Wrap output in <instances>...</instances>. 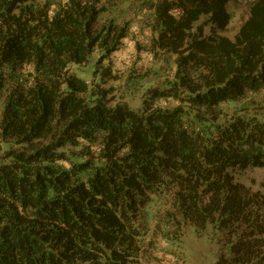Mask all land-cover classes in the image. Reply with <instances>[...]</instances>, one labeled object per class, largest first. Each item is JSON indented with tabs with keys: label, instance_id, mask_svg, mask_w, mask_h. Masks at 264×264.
Segmentation results:
<instances>
[{
	"label": "trees",
	"instance_id": "trees-1",
	"mask_svg": "<svg viewBox=\"0 0 264 264\" xmlns=\"http://www.w3.org/2000/svg\"><path fill=\"white\" fill-rule=\"evenodd\" d=\"M229 1L0 0V264H139L162 195L173 232L220 233L216 264H264V191L234 177L264 171V0L234 39ZM127 40L136 109L103 88Z\"/></svg>",
	"mask_w": 264,
	"mask_h": 264
},
{
	"label": "rangeland",
	"instance_id": "rangeland-1",
	"mask_svg": "<svg viewBox=\"0 0 264 264\" xmlns=\"http://www.w3.org/2000/svg\"><path fill=\"white\" fill-rule=\"evenodd\" d=\"M253 0H230L226 6V10L230 15V23L225 31L219 34L229 39H234L239 28L248 17L249 6ZM106 11L101 16V22H104L112 9L110 5H106ZM138 14V20L143 21L139 26L144 30L148 29V21L142 17L138 4L134 3L130 7V15ZM145 20L147 22H145ZM201 19L197 24H202ZM145 32V31H144ZM150 37L149 31L146 32ZM205 34H209V29L205 30ZM135 45L133 40L125 41L124 48L116 53L113 57V70L118 73L125 74L121 81H108L103 87L110 93L109 98L117 102L128 103L129 106L136 109L139 107L138 95L129 92L126 86L128 73L138 68ZM93 61L88 68L78 69V75L90 81V70ZM139 70V68H138ZM112 104V103H111ZM262 108V109H261ZM255 112L264 113L262 104H255ZM236 182L251 188L252 191H264V171L248 168L245 170H236L234 172ZM167 198L162 196L152 197L150 206L143 212V218H140L139 226L142 231L140 245L142 246V255L144 259L139 264H216L222 252V238L218 231L211 226H207L206 230L198 233L191 225L180 223L179 232H173L169 226L164 225L165 214L170 211L164 203Z\"/></svg>",
	"mask_w": 264,
	"mask_h": 264
}]
</instances>
